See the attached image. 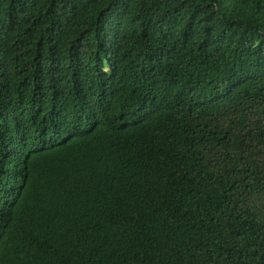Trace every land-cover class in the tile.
I'll use <instances>...</instances> for the list:
<instances>
[{
    "label": "trees",
    "instance_id": "obj_1",
    "mask_svg": "<svg viewBox=\"0 0 264 264\" xmlns=\"http://www.w3.org/2000/svg\"><path fill=\"white\" fill-rule=\"evenodd\" d=\"M0 264H264V0H0Z\"/></svg>",
    "mask_w": 264,
    "mask_h": 264
}]
</instances>
